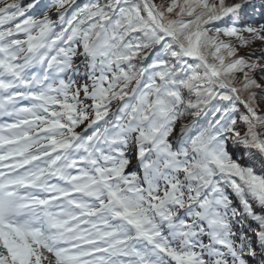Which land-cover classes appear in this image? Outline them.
<instances>
[{
	"label": "snow or ice",
	"instance_id": "1",
	"mask_svg": "<svg viewBox=\"0 0 264 264\" xmlns=\"http://www.w3.org/2000/svg\"><path fill=\"white\" fill-rule=\"evenodd\" d=\"M0 264H264V0H0Z\"/></svg>",
	"mask_w": 264,
	"mask_h": 264
}]
</instances>
